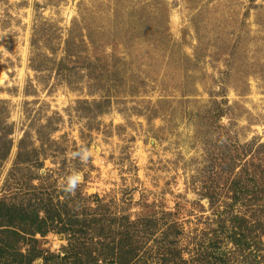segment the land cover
I'll list each match as a JSON object with an SVG mask.
<instances>
[{"label": "rangeland", "instance_id": "1", "mask_svg": "<svg viewBox=\"0 0 264 264\" xmlns=\"http://www.w3.org/2000/svg\"><path fill=\"white\" fill-rule=\"evenodd\" d=\"M253 186L264 0H0V264H256Z\"/></svg>", "mask_w": 264, "mask_h": 264}, {"label": "trees", "instance_id": "2", "mask_svg": "<svg viewBox=\"0 0 264 264\" xmlns=\"http://www.w3.org/2000/svg\"><path fill=\"white\" fill-rule=\"evenodd\" d=\"M251 188H252L251 190L255 193V196L253 197V199H251V201H249V204L247 205V207L249 209H254L252 211H248L249 214H252L253 215L254 212H259L264 207V203L262 205H259L257 203L260 200H261V202H262V200L264 201V189L263 190L262 189L259 190L258 188H255L254 186L251 187ZM243 189L245 190V188H243ZM245 191L247 193L253 194L251 191L250 192L248 190H245ZM239 193H241V189H239ZM254 206H256V208H254ZM24 212H26V211H24ZM24 212L23 211H19L17 215L18 216L25 215ZM237 218H239V219L238 220H235V221H231L232 225L230 226V228H231V230H229L230 232L232 231V229H233V231L235 233H238L239 232L240 227H241L240 222H241L242 218H240V217H237ZM254 221H255V224L254 225H251V224H249V223L246 222L245 225H246V228H247L248 232L249 233H254L255 231H259V232L261 231V233L262 232L264 233V222L261 221V220H254ZM229 237L233 239L232 236H229ZM237 237L239 238V235H237ZM244 237H245V239L247 238L246 235ZM255 242L256 241H254V243H251L249 245H246L245 243L243 244V243H240L238 241H235L236 245L239 246L240 248H238V252L237 253L236 252L234 253V256L236 254L237 256L242 257V254L244 252H248L249 246H252L253 244H255ZM128 245L130 246L131 245V242H129ZM256 251H257V248H256ZM127 253H129L127 255H130V258H131L132 257V251H128ZM249 256H251L250 253H249ZM253 258H255L253 261L256 264H260L261 263V262H257L256 259H259V260L264 261V256H262V255H258V256L253 257Z\"/></svg>", "mask_w": 264, "mask_h": 264}, {"label": "clouds", "instance_id": "3", "mask_svg": "<svg viewBox=\"0 0 264 264\" xmlns=\"http://www.w3.org/2000/svg\"><path fill=\"white\" fill-rule=\"evenodd\" d=\"M90 155H91V151L86 147H82L79 151L72 153V156L74 158L79 157L80 160L83 162H86ZM81 179L82 177L80 176L79 173H73L72 175H69L66 178V183L63 185V190L68 193H74Z\"/></svg>", "mask_w": 264, "mask_h": 264}]
</instances>
